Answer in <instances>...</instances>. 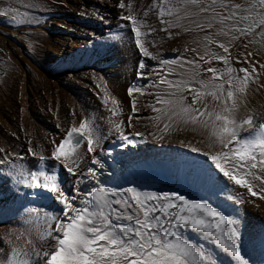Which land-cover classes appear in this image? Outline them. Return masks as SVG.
I'll list each match as a JSON object with an SVG mask.
<instances>
[{"label":"snow or ice","instance_id":"obj_1","mask_svg":"<svg viewBox=\"0 0 264 264\" xmlns=\"http://www.w3.org/2000/svg\"><path fill=\"white\" fill-rule=\"evenodd\" d=\"M259 3L262 6L260 12L264 13V0H259ZM117 6L120 9L127 7L129 14L122 19L131 22L128 26L134 33L135 44L142 56L157 60L158 57L148 51L141 38L148 34L141 32L144 20H138L132 13L131 3L126 6L124 0H119ZM241 8L242 5L233 3V0H160L159 3L154 2L144 16L147 17L149 11L154 12L164 25L161 30L168 32L169 36L172 35L169 29L172 28L196 34L193 42L197 47L203 42L206 54L209 44L218 45L225 55L214 56L213 59L228 65L227 54L233 41L219 40L218 37H229L232 28L239 31V36L234 38L237 40L264 34V15L259 20H249V15L241 14ZM5 14L0 12V15ZM243 23L248 26L242 28ZM257 29L260 31L257 32ZM197 47L190 49L194 54L191 58L184 55L189 51L186 47L179 56L160 60L162 65L174 67L165 74L155 73L159 79L152 81L151 85L130 87L128 95L132 97L134 92H141L142 87L157 89L155 104L152 105L157 115L149 118L155 122L153 127L158 129L149 133L156 140H163L174 130V125L191 124L195 130L196 126L208 128L211 120L210 148L218 144L221 150L204 151L203 155L210 158L215 169L227 180L264 200V194H261L264 193V176L252 172L258 166L264 169V124H255L251 117L237 119L239 95L245 92L247 82H254L258 76L257 67L253 64L251 72L247 68L240 69L243 75L238 78L232 75L230 67L226 71L212 66L205 68L203 64L211 65V60H205ZM251 55L249 52L244 57L245 62H249ZM145 67L142 60L138 65V78L148 79L155 72L149 68L146 74L143 72ZM259 68L264 69V64H260ZM202 73L211 75L202 76ZM168 75L175 79H169ZM161 85L165 87L161 88ZM205 96H211L214 101H221L223 96L222 111H218L215 105L209 108L207 104H202ZM136 104L133 98V115L139 112ZM112 111L113 116L119 115L117 108ZM133 115L129 116L128 127L133 126ZM110 123L112 131L126 145H134L136 137H145L144 133L125 134L123 121ZM241 132L248 135L242 136ZM104 139L106 135L98 125L83 119L78 125L72 124L59 144L52 141L50 157L28 150L40 162L55 160L73 176H76L78 161L84 155L92 154L91 163L98 167H89L81 173L70 199L65 195L57 175L46 171L42 163L38 165V170H28L25 164H15L13 154H5L0 148V168L7 166L9 176L15 177L19 185L36 190L31 193L33 196L51 194L54 200L64 204L60 216H48L47 212H43L47 227L39 236L40 247L32 240H26L23 249L12 247L10 252H5V248L0 246V264H218L198 240H210L214 250L219 249L234 257L239 264H248L241 252L237 220L210 203L192 201L180 193H157L134 186L109 187L100 184L98 173L102 175L105 163L95 153L100 150L102 155L108 154L103 151ZM84 144L87 145L86 154L78 152ZM188 147L192 152L201 151L191 144ZM15 158L25 160L24 156ZM229 158L232 170L225 167ZM51 172L55 173V168ZM3 174L0 172V175ZM249 176L252 180L261 181L259 192L253 190V183L246 178ZM80 180H90L94 186L81 193ZM32 212L39 214L36 208ZM188 233L196 234L198 239H192ZM4 243L12 244L13 241L0 238V245Z\"/></svg>","mask_w":264,"mask_h":264},{"label":"bare ground","instance_id":"obj_2","mask_svg":"<svg viewBox=\"0 0 264 264\" xmlns=\"http://www.w3.org/2000/svg\"><path fill=\"white\" fill-rule=\"evenodd\" d=\"M4 1L5 0H0V3L2 4ZM69 1L71 3H47L45 7H47V9L49 7H55L56 10L54 14L59 16L65 13L71 14L70 8H76L78 6L76 12L77 16L74 15V17L78 19L77 22L76 19L73 22H67L64 21L63 18H53L47 14L44 8L41 9L43 12L40 10L36 14L29 8L20 16L22 21H27L38 16V19L44 22L45 26L51 29L54 34L49 36V30L47 31L46 27L44 29L36 27V23L34 22H29V24H27L28 32L27 35L24 36L27 37V44L25 43L26 48L28 49V53H30L29 51L32 49L35 52L34 54L44 61V66L43 68L41 67V70L36 69V65H32V59L23 47L24 51L22 53L17 49L20 59H22V65H19V60L18 63H16L9 55L7 56L9 68L2 82L6 79L7 84L14 87L16 94H18L17 97H19V101L13 98L12 100L0 99V148L5 151L4 146L8 145V140L9 142L15 143L18 147L23 146V148L20 147L24 152L22 155L19 154L20 148L17 149L18 151L16 150L17 152L14 151L12 157L13 162L17 165L25 164L28 170H30V168L31 170L36 169L38 165L43 162H40L38 157L34 158L29 153V149L45 157L47 155L50 157L53 150V140H55L56 144H59L65 138L67 130L70 129L73 123L78 125L83 119H89L98 125L106 135V139L103 140V151L108 154L102 155L100 150L95 153V155H99L105 163L104 169L101 170L102 175L98 173L100 184L108 186L111 182H117L121 183L122 187L134 186L145 191L157 193H169L167 190H162L163 188L165 189V187H170V191L173 193L186 194L185 192L189 193L190 191L192 195L197 197V202L206 201L218 210H221L223 214L236 219L238 222L236 226L240 233L239 243L243 257L253 264H264V200H261L259 195L255 197L252 196L247 189L227 180V178L223 177L222 174L215 169L210 158L203 155L204 151L214 152L216 150H221V146L218 144L210 148V144L212 143L211 125L213 122L209 120L208 128L196 126L195 130H193L191 124L184 125L181 123L174 125V130L170 131L163 140H156L153 138L154 142L151 138H148L151 136L149 133L158 131V129L153 127L155 122L149 118L157 115L152 108V105L155 104L157 89L145 87V95L137 96L135 95L136 92L133 93L132 97L128 95L129 85L137 87L151 85L152 81L159 79V76L155 73L165 74L169 66L162 65L160 60L175 58L181 53H184L186 47L189 49V37L186 36V39L181 36L176 39V44L180 50L179 52H177L178 50L176 51V49L168 52L171 54L169 58L166 52L164 55L163 53L159 54L157 60L142 56L146 65L143 72L147 74L149 68L155 70L153 74L148 76V79L138 78V71H140L138 65L141 62L139 56L131 65L130 71L126 70L128 76H132V73L133 76L132 78L129 77L128 85L123 86L119 83L123 79L120 78L121 80L118 81L117 75L113 73V71H115L112 65L113 58L106 52L107 49L105 47H101L106 44L105 42L107 39L109 41V39H114V36H116L123 45L119 51L123 52L124 46H128V48L135 53L139 51L133 41L134 35L131 33L130 29L120 34L117 32L115 34L113 30L116 26L115 30L121 26L118 23V18H120L119 16L121 15V9L117 6L119 1L96 0L99 3H89L91 5V7L89 6L90 8L86 6V4H88L86 2L90 0L82 1L83 3H81L80 7L77 4L80 0ZM87 16L91 18L85 19L84 17ZM18 20L19 19H16L17 22ZM38 36H41V41L36 45L35 40ZM190 41L193 42L191 39ZM195 44L196 43H193V45ZM249 52L250 50L247 49V47L241 48L239 50L241 59L237 60V62L240 69L247 68L249 72H251L253 64L256 63V58L258 56H250L249 62H245L244 57ZM0 54L4 56L7 52H0ZM91 54H93L94 57L91 56ZM30 55L33 56L31 53ZM184 55L191 58L193 53L189 49ZM205 60H207L206 56ZM64 62L65 64L63 66ZM214 64L224 65L221 61L215 62L211 60V65L204 63L203 67H215L213 66ZM60 65L63 69L65 65L68 66L66 68V72L69 73L68 81L79 88V90H77L78 95L77 93H73L77 97V100L72 97L73 95H65L58 92L60 89L57 91L52 87V80L50 77L53 78L58 76V79L62 82L67 80H65V77H67L66 73L57 70V67ZM24 68L26 70H24ZM24 71H26L25 75H30L29 77L31 80L26 88L22 85ZM258 72L259 74L254 78V82H247L248 85H246L245 92L239 95L237 119L240 120L251 117L255 124L260 125L264 124V87H262V85H264V69H259ZM210 75L209 73H202V76ZM171 77L175 79L174 76L171 75ZM106 81H108V88L110 90L105 86ZM160 87L162 88V85ZM29 90L30 92L34 91L35 95L32 99L28 98L27 102H25L26 100H24V97L29 95ZM110 92H112V94H110ZM81 94H85L86 96H79ZM133 98L136 99V107L139 109V112L135 115L132 114ZM106 100L107 103L105 102ZM113 101L116 103L113 104ZM67 105L74 108V116L67 112L66 114L64 113V109ZM214 105L212 104L209 108ZM3 106H5V109L2 108ZM200 106L202 105L198 107ZM156 107H160V105H156ZM113 108L118 109L119 115L113 116ZM5 110L7 111L5 112ZM39 115L42 116V119H45L44 125L46 127L48 126L47 128H40L36 121V117ZM130 115H133L132 127H128ZM137 116L140 117L139 120L136 119ZM48 118L51 122L46 123ZM111 121H123L125 134L134 132L144 133L145 137H136V143L134 145H126L125 142L119 138V135L112 131L113 125L110 123ZM37 127L41 129L40 132ZM160 127H162V124ZM241 135L247 136L248 133L241 132ZM189 144L201 151L192 152L190 147H188ZM14 147L12 146V148ZM78 152L86 154L87 145L84 144L78 149ZM20 155L24 156L25 160L15 158ZM91 155L92 154H86L83 159L86 160ZM149 159H161L163 161H170L171 163L166 165H155L156 168L163 170L157 171L155 169L154 172L151 171L154 176H148L145 175V173H148L152 167L147 168L143 165L147 163V161H150ZM49 160L53 162L52 159ZM176 163H179L177 170L174 169ZM204 163H206V165H204ZM137 166H141L142 168L137 169ZM83 167L86 169V166ZM87 167H91V163H89ZM94 167L98 166L95 165ZM225 167L228 170H232L231 158H229V163H226ZM45 170L50 174H55L51 172L52 169ZM130 170L134 171L130 172ZM0 172L4 173L0 175V221L2 219L1 214L3 209H10L12 214L16 215L14 216L16 218L15 221L12 220V222L8 224H6L7 222L2 225L0 224V238L11 239L13 241L12 244H9V248L5 250V252H10L12 247L23 249L26 240L35 239L36 241V238L39 236L32 235H34V233L42 234L47 227L45 224L47 218L43 215V212H47L48 216H60L64 204L54 200L53 203L49 205V197H47V202L42 198L39 205V214L33 213L31 204H36L32 200L33 196L31 193L33 189L30 190L19 185L15 177L9 176L7 166L0 168ZM252 172L264 176V169H261L259 166L257 169L252 170ZM134 175L137 176L135 177ZM163 175H169V177L165 178ZM189 176L195 179L190 181L192 178L190 179ZM128 177L130 178L128 179ZM133 177L139 180L137 181ZM172 177H176V181H174ZM246 178L253 183V190L259 192L261 181L252 180L250 176ZM163 179L166 180L165 183ZM73 180L77 182L76 178ZM142 181H149L151 185L140 186V182ZM93 186L94 182L90 180L87 182H85V180H80L79 188L81 193ZM61 187L65 195L70 199L72 188L70 189L62 184ZM199 189L201 192L198 195L197 191ZM78 200L79 197L76 203H78ZM37 221L41 222V226L37 225ZM52 226L54 227L55 225L53 224ZM16 231H18V233H16ZM193 234L188 233L192 239H198V237L193 236ZM211 246L212 244L208 240L204 247L205 251H212L213 255L215 253L222 255L223 257L219 260L227 264L225 261L229 258V255L221 253L219 249L214 250Z\"/></svg>","mask_w":264,"mask_h":264},{"label":"rangeland","instance_id":"obj_3","mask_svg":"<svg viewBox=\"0 0 264 264\" xmlns=\"http://www.w3.org/2000/svg\"><path fill=\"white\" fill-rule=\"evenodd\" d=\"M82 1L84 2V0H80L79 3H77L79 5V7H80L81 3H83ZM112 1L113 2H118L119 0H117V1L116 0H112ZM154 2L155 3H159L160 0H127V1L124 0V3L126 4V6L129 3H131V10H132V13L136 16V18L138 20H140V19H143L144 20V25L141 26V32L142 33H148V34L146 36H142L141 38H142V40H143V42L145 44V47L148 48V51L150 53H152V55H154V56L156 55L157 57H159L158 56L159 54H162L163 53V55H164V53L166 52L167 53V56L169 58L171 56V54L168 53V52H170L171 50H175L176 49V51L178 50L177 52H179L180 49L178 48V45L176 44V39L179 38V37H181V36L182 37H185V38H186V36L189 37V41H188V43H189V49H191L193 47H196L197 44L193 45L194 42L190 41V39L194 41L197 38L196 37V34L191 33V32L185 33V32H182L180 29L172 28V29H169V31L172 33V35L169 36L168 32H165V31H162L161 30L164 27V25L161 24L160 18L154 12L149 11L148 16L147 17L144 16V12L145 11H148L150 9L151 5ZM47 3H71V2L69 0H46V1L45 0H5L4 3H2V4L0 3V12L6 13L5 15H0V42H1L0 43V52H4V53L7 52V54H5L6 56L5 55L3 56L2 54H0V90H1L0 91V93H1L0 94V99L12 100V98H13V99H17L19 101V97H17L18 94H16V92L14 90V87L13 86H10L9 84H7L6 79L4 80V82H2L3 78H5V76L7 75L8 68H9L8 62H7V56L8 55L16 63H18V60H19V65H22V63H21L22 62V59H20L19 52L17 51V49H19L21 51V53H22L24 51L23 50V48H24L27 51V54L32 59V62H33L32 65L33 64L36 65V69L41 70V67L43 68V66H44L43 65L44 64V61H42L41 59H39L38 56L34 54L35 52L32 49H30L29 52L31 54H33V56L30 55V53H28V49L26 48V44H27V40L26 39H27V37H24V36L27 35V32H28V30H27V28H28L27 27V24H29V22L36 23L35 24L36 27H41L42 29H44L45 27L47 28V26H45L44 22H41V20L38 19V16L35 17V18H31V19H29L27 21H22L20 19L21 14L25 10H28L29 8L32 9L33 12L36 14L42 8H44L46 10L47 14H49L53 18L54 17L55 18H60V19L63 18V20L64 21H67V22H70V21L73 22L76 19L74 17V15L77 16V13L76 12H77L78 6L76 8H70L71 14L65 13L63 15L57 16L56 14H54V11L56 10L55 7H49L48 9H47V7H45L47 5ZM86 3H88V4H86V6L88 8H90L91 5L89 3H99V2L96 1V0H94V1L93 0H90V1H87ZM233 3H240L242 5V8H241L240 11L241 12H244V13L245 12H248V11L251 12L253 10V8H254L255 11H259V9L258 10L255 9V4L253 5V3H251L249 0H233ZM53 6H54V4H53ZM121 10H120L121 15L119 14L120 15L119 16L120 18H118V23L121 26L118 27L116 30H115V28L117 26L115 28H113V30L115 31V34H116V32L118 34H120V33H124L128 29L131 30V28L128 26V25H130L131 22L130 21H125V20L122 19V16L129 14L128 9L126 7L125 9H121ZM15 18L16 19H19L18 22L16 21ZM84 18L85 19H90L91 17L90 16H87V17H84ZM77 21H78V19H76V22ZM242 27H244V26H242ZM150 29H155V31H150ZM47 31H48L49 36L52 35V34H54V32L51 31V29H48L47 28ZM236 31H237L236 29H233L232 28V29H230L229 37H227V38L226 37H218L219 40L232 39V41H233L232 42V46L230 47V50H229V54H227L228 57H229V64L228 65H225V64L224 65L214 64L213 66H215V67L217 66V68L221 69L222 71H226L227 68L230 67L231 69H233L232 75L234 77H237L238 78V77L242 76V73L239 71L240 68H239L238 62H237V60H240L241 59V56L239 55L240 54L239 53V50L241 48H243L245 44H247V49H249L250 52L253 50L251 52L252 53L251 56L252 57H253V55H257L258 56L256 58V63L257 64L255 62L254 63H255L256 66H259L260 63L261 64H264V60H263L264 59L263 58V56H264V43H262L260 41V35L261 34L260 35H254V36H252L250 38H247V39H245V38H241L239 40L234 39L235 37L239 36V31H237V32ZM259 31L260 30L258 29L257 32H259ZM131 33L134 35V33H133L132 30H131ZM177 33H179V35H177ZM200 35H203V34H200ZM34 38H36V37H34ZM249 39L251 40L250 43L248 42ZM40 41H41V36H38L37 39L35 40L36 45L39 44ZM119 41H120L119 38L116 37V36H114V39H109V41L107 39L106 42H105L106 44L104 46H101V47L102 48L105 47L107 49L106 52L110 55L111 58H113V60H112V63L113 64L112 65L114 66V70H115V71H113V73H115L117 75V80L120 81L121 80L120 78H122L123 80H121L119 83L121 85H123V86H127L128 85V81H129L128 79L132 78V76H133V73L131 74L130 72L129 73L132 76H128L127 71H130L131 65L134 63L135 59L137 60L138 57L140 56L139 57V60L140 61L143 60V62H144V58L142 57L141 52L138 51V52L135 53L130 48H128V46L127 47L124 46V50H123L124 54H123L122 51H119V49L121 48V46H123ZM133 41L135 43V39H133ZM160 41H161V43H160ZM136 47L138 49V46L137 45H136ZM93 49H95V48H93ZM156 50H157V52H156ZM162 50H164V51H162ZM197 50L200 51V54L201 55L206 56L207 57V60H213L215 62H218V61L216 59H213L214 56L225 55V53L223 52V50L220 49L218 47V45H214V44H209L208 50H207V54H206L205 53V49H204L203 42L200 43L199 47H197ZM130 53H132V54H130ZM153 53H155V54H153ZM135 55H136V58H135ZM35 56H36V58H35ZM91 56L94 57L93 54H91ZM127 60H129V61H127ZM64 64H65V62L63 63V66H64ZM67 67H68L67 65H65V68L64 69L62 68L61 65L57 67V70H59L60 72H65L66 73V76L67 77H65V80L66 79L67 80L66 81L64 80L65 82H62V81H60V79H58V76H55L53 78L50 77V79L52 80V87H53L54 90H57V91L60 89L58 92H61V93L65 94V95H69V96H72L73 95L72 97L77 100V97L73 93H77V90H79V88L77 86H74L71 82L68 81L69 73L66 72L67 71V69H66ZM116 68H117V70H116ZM169 68H171V67L169 66ZM259 69L262 70L261 68L257 67V71H259ZM24 70H26V69L24 68ZM25 74H26V71H24V73H23V78L24 79H23V82H22L23 84L22 85H24L23 87L26 88V86L29 85V83L31 82V80H30V77H29L30 75L29 74L28 75H25ZM258 74H259V72H258ZM169 77H170V79H172L171 75H168V78ZM22 85H21V87H22ZM246 85H248V84H246ZM105 86L107 87V89H109L108 88V81H106ZM110 86H111V84H110ZM130 86L131 85H129V88H130ZM163 87H164V85H162V88ZM234 87H235V85H234ZM144 88L145 87H143L141 89V92H136L135 95H137V96L138 95H143V94L145 95L146 93L144 91ZM11 91H12V93H11ZM139 93H141V94H139ZM110 94H112V92H110ZM34 95H35V92L34 91L30 92V90H29V95L24 97V100H26L25 102H27V99L28 98L29 99H32L34 97ZM77 95H78V93H77ZM1 96H3V97H1ZM79 96H83L84 97L86 95L85 94L84 95L81 94ZM83 97H81V98H83ZM222 100H223V96H221V101ZM190 101H191V96H189V102ZM221 101H214L211 96H205L203 98V100H202V104L205 103L208 106H211L212 104L213 105L215 104V106H217V109L219 111H222L223 104L221 103ZM197 106H199V105H197ZM2 108L5 109V106H3ZM6 111L7 110H5V112ZM74 111H75L74 108L73 107L71 108L70 105H67L65 107V109H64V113L65 114H66V112L68 114H72V112H74ZM44 120L45 119H42V116L41 115H39V116L36 117V121L39 124V126H40L41 129H43L44 127L45 128L48 127V126L46 127L44 125V122H45ZM48 122H51L49 118L46 120V123H48ZM40 128L37 127V129L39 130V132L41 130ZM136 129H138V128H136ZM148 138H151L154 141V139H153L152 136H149ZM7 143H8V145L7 146L6 145L4 146L5 147L6 154L9 152V153H11V154L14 155V151H16L17 149H19L20 147L23 148V146H19L18 147L15 143L9 142V140H8ZM12 146L13 147L15 146V147L12 148ZM21 148L19 149V154L22 155L24 152H23V150ZM47 156H46V158H47ZM91 157H92V155L89 156L86 160L85 159H82V160L78 161L80 168L78 167V168L75 169L76 176L77 177L76 176L74 177L73 175H71V174L67 173L66 171H64L63 168L55 160H53V162H51L49 159H46L45 161H43L42 164L45 165L44 168H46L47 170L56 167L57 171H59V174H60V177H59V175H57L58 176V181H60L59 183L62 184L63 186H65V187H69L70 189L72 188L71 189V192H70V194L72 196V194H73V186H74V184H76V182L73 179L76 178L78 180V178H80L79 176H81V173H84V172L87 171V169L89 168V167H87V165H89V163H91ZM149 160L150 161H147V163H145L143 165V166H145L147 168H151L152 167L148 173H145V175H148V176H150V175L151 176H154L151 171L154 172L155 169L157 171H162L163 170V169H160V168H156L155 165H166L168 163H171L170 161H163L161 159H158V160L149 159ZM204 165H206V163H204ZM83 166H86V169H84ZM94 166L95 165H93L91 163V167H94ZM178 167H179V163H176L174 165V169L177 170ZM141 168H142L141 166H137V169H141ZM30 170H31V168H30ZM133 171L134 170H132V171L130 170V172H133ZM137 175H134V176L136 177ZM163 176L165 178L169 177V175H166V176L163 175ZM129 178L130 177H128V179ZM172 178L174 179V181H176V177H172ZM189 178H190V176H189ZM134 179L137 180V181L139 180L138 178H134ZM194 179L192 178L190 181H193ZM163 180H164V183H165L166 180L165 179H163ZM149 185H151V183L149 181H142V182H140V186H149ZM108 186L109 187H122L121 186V183H117V182H111ZM163 187H165V186H163ZM162 190H167L169 193H173L172 191H170V187H165V189L163 188ZM197 192H198V195H199V193L201 192L200 189ZM185 193L186 194H184V193H180V194L184 195L187 199H190L192 201H197V197L194 196V195H192V193L190 191H189V193L188 192H185ZM50 203H53V202L49 201L48 204L50 205ZM235 206H236V204H235ZM33 208H37L39 210L40 206L33 207ZM8 214H10V215H8ZM1 215H2V217H1L2 219L0 221V224L1 225L4 224V223H6V222H7L6 224H8V223H11L12 220H14V221L16 220V218L14 217L16 215L12 214V212H11L10 209H6V210L3 209ZM27 217L31 218L30 216H27ZM37 225L41 226V222L40 221H37ZM16 233H18V231H16ZM16 233H14V234H16ZM191 234H193V233H191ZM40 235H41V233H34V235H32V236H40ZM193 236H196V235L193 234ZM38 238H36V241H35V239L32 240V241H33V243L37 247H40V244H39L40 241H39ZM207 241L208 240H198V242L203 247L206 246ZM210 243H211V241H210ZM0 246H3L5 248V250H7L9 248V244H7V243H4V244H2ZM211 248L213 249V245L211 246ZM205 252L210 257H212L215 260H217L218 261V264H224L223 262H221L219 260L220 258L223 257L222 255H219L218 253H215L213 255L212 251H205ZM220 252L223 253L222 251H220ZM225 262L227 264H239V262L236 261L234 257H230V256H229V258H227V260ZM247 262H248V264H253L249 260H247Z\"/></svg>","mask_w":264,"mask_h":264},{"label":"trees","instance_id":"obj_4","mask_svg":"<svg viewBox=\"0 0 264 264\" xmlns=\"http://www.w3.org/2000/svg\"><path fill=\"white\" fill-rule=\"evenodd\" d=\"M251 3H253V5L255 4V9L256 10H258L259 9V11H255L254 10V8H253V10L251 11V12H241V14H244V15H249V20H253V19H255V20H259L260 18H261V16L262 15H264V13H261L260 12V8L262 7L261 5H260V3H259V0H249ZM242 26H244V27H242ZM248 26V24L247 23H243V24H241V27L242 28H246ZM233 29H235V28H233ZM258 30V29H257ZM237 32V31H236ZM260 41L262 42V43H264V34H261L260 35Z\"/></svg>","mask_w":264,"mask_h":264}]
</instances>
